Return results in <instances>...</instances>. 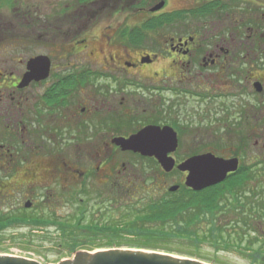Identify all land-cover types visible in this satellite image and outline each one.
I'll return each instance as SVG.
<instances>
[{
  "label": "flooded vegetation",
  "instance_id": "flooded-vegetation-1",
  "mask_svg": "<svg viewBox=\"0 0 264 264\" xmlns=\"http://www.w3.org/2000/svg\"><path fill=\"white\" fill-rule=\"evenodd\" d=\"M147 129L176 167L210 153L178 160L182 131L235 136L264 225V0H0V225L179 172L119 145Z\"/></svg>",
  "mask_w": 264,
  "mask_h": 264
},
{
  "label": "trees",
  "instance_id": "trees-1",
  "mask_svg": "<svg viewBox=\"0 0 264 264\" xmlns=\"http://www.w3.org/2000/svg\"><path fill=\"white\" fill-rule=\"evenodd\" d=\"M137 190L135 185L116 188L111 191L110 208L93 213L91 218L87 215L88 209L76 213L74 225L69 231L66 226H59L68 250L77 251L84 245H89L92 251L93 248L132 246L174 252L206 263L224 264L218 258L202 254V246L210 244L217 250L252 251L253 255H259L256 260L264 259V244L261 246L260 243L264 239V230L260 225L248 222L256 220L259 210H251L253 217L249 216L243 201L241 175L202 192L185 188L175 194L150 198L141 206L136 199ZM3 228L5 226L0 225V230ZM84 232L95 234L93 237L102 234L109 242L96 244L93 238L88 237L86 243L81 244L80 235ZM128 237L135 238L137 243L127 240ZM175 241L183 248H163L167 247L163 244ZM259 243L260 247L257 246Z\"/></svg>",
  "mask_w": 264,
  "mask_h": 264
},
{
  "label": "rangeland",
  "instance_id": "rangeland-1",
  "mask_svg": "<svg viewBox=\"0 0 264 264\" xmlns=\"http://www.w3.org/2000/svg\"><path fill=\"white\" fill-rule=\"evenodd\" d=\"M178 6H179V2L177 1L171 2L172 8H177ZM181 133H182V139H181V146L177 155L178 160H182L184 155L186 154H195L199 152L201 153L210 152L209 154H213L217 157L224 159H227L235 155L236 156L243 155V152H241V146L237 145L236 141L235 142L233 141V139L235 140L236 138L235 136L233 137V139L226 138L224 133L218 132V134H215L212 131H210L209 133H204L199 129L184 130ZM199 135L201 137H204V139L201 142L195 140V137H200ZM147 168L153 170V172L156 170L154 165H147ZM143 180L144 179H142L141 182H143ZM185 182H186V178L182 176L179 172H175L173 174H170L169 176H165L162 178L160 176L159 178L156 177L147 178L143 183L133 182V184L131 185H135V188L136 187L138 188V190L135 191V194H137L136 199L139 200L138 204H140L141 206L144 205L150 198L156 199L164 195H167L168 193H170L169 189L173 186H179L181 188L180 190L185 189L186 188ZM164 187L166 188L164 189ZM93 188L94 187H89L88 190L92 191ZM112 189L111 190L110 188L104 189L103 193L100 194H97L92 191L90 193H81V194H74L73 196H68L70 198V201H72L73 203L72 204L70 202V206L72 204L73 217L76 213L80 214V212H84L85 210L88 209L87 215L89 218H91V215L93 213H98L100 212L101 209H104L105 207L110 208L112 206L111 198H110L112 196L111 191H115V189L113 190ZM180 190H178L176 193H178ZM170 194H175V193H170ZM65 197L66 196H63V198ZM56 208L57 209L55 210V214H54L55 217L53 218L56 220H64V217L68 211V208H66L65 203L58 204ZM249 213L250 211H248V214ZM250 215L251 213L249 214V216ZM116 218L119 219L120 217L116 216ZM262 219L263 218L257 216L256 214V220H250L248 222L249 223L251 222L252 224L255 225L261 222ZM63 223L65 224L60 225V227L62 228L66 226L67 231H69L70 228L73 227L74 225L73 222L66 224V222L63 221ZM36 225L40 227H34ZM1 226H5V225H1ZM260 226L264 230V225H260ZM82 235H80L82 237L81 244H85L88 237L93 238L96 244L99 243L103 245L109 242L107 237L103 236L102 234L101 235L98 234L97 237H93L92 235L95 234L84 232ZM63 239H64L63 234L60 233L59 226L57 225H53V224L41 225V224H35L33 222H27V223L21 222V225L5 226V228L0 230V253L13 254L21 258L38 261L41 264H51L63 257L74 259L79 249L92 251L89 245L81 246L77 249V251L68 250L67 245L65 244ZM127 240H132L133 243H137L135 238L132 237H128ZM263 240L264 239H261L260 241L261 246L262 244H264ZM260 243L257 244L258 247H260ZM163 245H167V247L163 246V248H170L169 250H178L183 248V246L178 245L176 241L172 243L169 242V244L166 243ZM122 248L154 250L153 248L147 249V248L132 247V246L130 247L125 246ZM93 250H95V248H93ZM155 251H159L162 253H167L175 256H181L177 253L167 252L164 250L157 249ZM202 254L204 256H209L211 258H216V259L218 258L224 264H264V259L256 260V258L259 255L258 254L253 255L252 251L238 252L235 250H229V251H224L221 249L217 250L214 246L210 244H205L202 246ZM181 257H186V256H181ZM207 264H213V263H207Z\"/></svg>",
  "mask_w": 264,
  "mask_h": 264
},
{
  "label": "water",
  "instance_id": "water-1",
  "mask_svg": "<svg viewBox=\"0 0 264 264\" xmlns=\"http://www.w3.org/2000/svg\"><path fill=\"white\" fill-rule=\"evenodd\" d=\"M151 131L141 132L129 140L120 139L124 150H131L143 156L156 158L165 173H172L175 169L182 173H188L185 187L202 192L224 183L229 174L238 170L237 159L226 160L213 154L195 156L176 167L174 159L169 153L177 149V140L173 138L169 145L151 143ZM179 186L169 189L170 193H176ZM0 264H41L38 261L21 258L7 253H0ZM51 264H207L189 257L175 256L155 250L133 248H101L93 251L79 249L74 259L63 257Z\"/></svg>",
  "mask_w": 264,
  "mask_h": 264
}]
</instances>
